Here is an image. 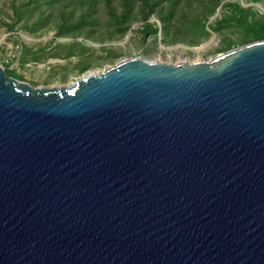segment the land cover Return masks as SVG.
Masks as SVG:
<instances>
[{"label": "water", "instance_id": "1", "mask_svg": "<svg viewBox=\"0 0 264 264\" xmlns=\"http://www.w3.org/2000/svg\"><path fill=\"white\" fill-rule=\"evenodd\" d=\"M0 264H264V40L67 86L0 64Z\"/></svg>", "mask_w": 264, "mask_h": 264}, {"label": "rangeland", "instance_id": "2", "mask_svg": "<svg viewBox=\"0 0 264 264\" xmlns=\"http://www.w3.org/2000/svg\"><path fill=\"white\" fill-rule=\"evenodd\" d=\"M80 1L76 0L70 5L55 9L50 21H47L39 31L31 34L21 28L23 22H17L13 31L3 25L4 22H10L7 15L12 13V6L20 3L21 0H0V64L3 66L8 64L9 69H15L34 87H53L72 85L88 72L97 73L107 66L134 57L169 63L208 61L225 52L222 50L223 47L228 43L237 42L243 35L241 27L233 22L223 24L218 31L210 29L211 25L231 15V7L227 4L238 3L246 9L251 8L256 15H264V0H219V2L218 0H160L156 8L158 13L161 10L163 13L172 11V7L175 6L174 18L170 23L168 34L163 31V23L155 13L147 22L140 18L132 21L126 34L118 35L112 28L105 26L108 22L107 16L104 7H101L98 15L104 20L103 25L97 28L90 38L56 37V27L62 17L80 14V10L83 9ZM139 6L140 0H137L136 13H139ZM50 11L47 9L46 13ZM139 16L141 17V14ZM196 20L205 24V29L210 32L208 38L191 33L185 35L188 31L187 27L192 22H198ZM34 21L36 17L29 22ZM148 23L157 25V35L152 32L143 33V28ZM176 31L180 33L176 34ZM75 39L83 42L85 48L69 59L57 57L38 62L24 60L32 59V53H39L42 56L40 49L43 47L55 48L60 43L71 44ZM237 46L235 44L233 48ZM59 52L65 55L64 50ZM80 60L82 63L77 66Z\"/></svg>", "mask_w": 264, "mask_h": 264}, {"label": "trees", "instance_id": "3", "mask_svg": "<svg viewBox=\"0 0 264 264\" xmlns=\"http://www.w3.org/2000/svg\"><path fill=\"white\" fill-rule=\"evenodd\" d=\"M76 0H21L17 5L12 6V13L8 14L7 17L10 22H4L3 25L7 27L8 30L13 31L16 28L17 22H23L21 28L31 34L36 33L41 28L46 25L47 21L54 16L53 11L58 7L64 5H70ZM137 0H81L83 9L80 10V14L75 16L69 14L68 16L62 17L58 24L55 36L56 37H66L74 36H84V38H90L94 31L103 25L102 17L98 15L101 7H104L108 22L105 26L112 28L114 33L118 35H124L130 28V23L132 21L140 18L143 21H148L149 17L155 13L158 14L159 20L163 23V31L165 34L169 33L170 23L174 18V12L167 11L163 13L162 10L158 13L156 8L160 3V0H140V10L139 13L135 12ZM219 2V0H218ZM227 6L231 7V15L219 20L215 25H211L210 29L212 31H218L223 24L233 22L235 25L241 27L243 35L241 39L237 42L228 43L222 48L223 51H228L233 48L235 44L242 46L251 42L264 40V15H256L251 8H244L238 3H229ZM51 10L46 13V10ZM37 14V15H35ZM141 14V17L139 16ZM34 17L36 21L30 23ZM3 21V20H2ZM198 21V20H196ZM187 34H197L204 38H208L210 32L205 29V24L198 22H192L191 25L187 27ZM153 33L158 34L157 25H152L150 23L146 24L143 28V33ZM180 31H176V34ZM196 42V40L194 39ZM199 41V40H197ZM237 46V47H238ZM85 44L79 42L75 39L71 44H58L55 48L47 49L45 47L41 48V54L32 53V59H24L25 61H41L48 60L50 58L63 57L69 59L80 51H84ZM64 50L65 55H61L59 51ZM28 51V50H27ZM111 52V50H107ZM26 54V53H25ZM82 60L78 62L77 66H80ZM5 70L9 76L15 77L19 80H24V76L18 73L15 69H9V65H4Z\"/></svg>", "mask_w": 264, "mask_h": 264}, {"label": "bare ground", "instance_id": "4", "mask_svg": "<svg viewBox=\"0 0 264 264\" xmlns=\"http://www.w3.org/2000/svg\"><path fill=\"white\" fill-rule=\"evenodd\" d=\"M90 73H93V72H88L87 74H90Z\"/></svg>", "mask_w": 264, "mask_h": 264}]
</instances>
